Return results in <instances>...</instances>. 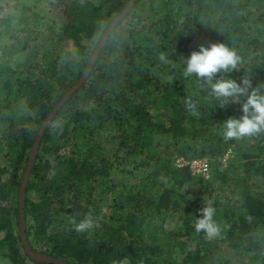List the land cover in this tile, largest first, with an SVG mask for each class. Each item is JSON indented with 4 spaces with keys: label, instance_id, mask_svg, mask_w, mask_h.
Masks as SVG:
<instances>
[{
    "label": "trees",
    "instance_id": "obj_1",
    "mask_svg": "<svg viewBox=\"0 0 264 264\" xmlns=\"http://www.w3.org/2000/svg\"><path fill=\"white\" fill-rule=\"evenodd\" d=\"M130 1L72 0L40 46L31 33L10 38L2 58L31 48L35 61L0 62V264H51L31 259L21 242L30 153ZM212 43L241 58L238 70L215 78L264 85V0L132 3L38 145L23 200L34 253L68 264H264V133L226 141L224 121L242 115L240 102L221 109L204 81L183 75L190 53ZM178 159H206L213 174L195 176ZM99 194L111 202L101 205ZM209 201L220 228L211 239L193 227ZM89 212L99 227L74 231L70 218Z\"/></svg>",
    "mask_w": 264,
    "mask_h": 264
},
{
    "label": "clouds",
    "instance_id": "obj_2",
    "mask_svg": "<svg viewBox=\"0 0 264 264\" xmlns=\"http://www.w3.org/2000/svg\"><path fill=\"white\" fill-rule=\"evenodd\" d=\"M159 58L162 62H168L163 53ZM240 63V56L224 43H212L207 47L201 45L199 50L192 51L185 61L183 75L185 77L195 76L204 81L221 109L229 103L240 102L242 115L239 118H228L224 121L223 138L226 141L240 140L264 133V85L253 87L247 78H242L241 83L226 76L215 78L218 73L238 70ZM242 97H244L243 100H241ZM184 103L192 115H197L196 104L191 98H186ZM199 212L200 217L195 220L194 230L197 233L203 232L209 239L216 237L220 228L213 219L215 209L212 203L209 201ZM70 223L73 230L78 233L90 232L99 227V219L91 212L79 221L75 216L71 217Z\"/></svg>",
    "mask_w": 264,
    "mask_h": 264
},
{
    "label": "rangeland",
    "instance_id": "obj_3",
    "mask_svg": "<svg viewBox=\"0 0 264 264\" xmlns=\"http://www.w3.org/2000/svg\"><path fill=\"white\" fill-rule=\"evenodd\" d=\"M0 62L8 61L10 67L20 66L28 62L32 58L30 52L31 48L27 49L29 51H24L17 55H14L8 59L2 58L5 54L6 47L10 46L14 36H21L22 34L28 36L32 40V45L40 46L41 41L47 39L53 32L59 28L64 22L63 8L65 5L71 3L72 0H0ZM154 2V0H149ZM156 3V1H155ZM24 6H29L30 10H27ZM28 16L29 20L26 23H21V18ZM27 30L24 32L20 30ZM21 40V39H20ZM25 42L26 40L23 39ZM41 54L38 55L40 58ZM16 68V67H15ZM34 128V125L32 124ZM2 146H0V150ZM229 158V157H228ZM226 158L225 160H227ZM225 162V161H224ZM213 171L210 167L209 177L212 176ZM208 177V178H209ZM207 178V179H208ZM221 194L227 195L228 189L223 188L222 191H218ZM100 204H107L111 202L112 198L102 199L99 194ZM3 237V233H0V239ZM40 249V246H35ZM41 255L40 253H37Z\"/></svg>",
    "mask_w": 264,
    "mask_h": 264
},
{
    "label": "water",
    "instance_id": "obj_4",
    "mask_svg": "<svg viewBox=\"0 0 264 264\" xmlns=\"http://www.w3.org/2000/svg\"><path fill=\"white\" fill-rule=\"evenodd\" d=\"M135 0H131L128 4V6L124 9V11L116 18L114 19L110 26L108 27V29L105 31V33L103 34L99 44L97 45V48L91 58L90 63L88 64L85 72L83 73V75L81 76V78L78 80V82L75 84V86H73L60 100V102L53 108V110L50 112V114L46 117V119L43 121L41 127L39 128L31 153H30V157H29V162H28V166L26 169V172L24 174L22 183H21V187L19 190V203H20V220H19V228H20V236H21V242H22V246L25 250V252L28 254V256L39 262H47V263H51V264H68L66 262L63 261H59V260H55L52 258H48L45 257L43 255H39L37 253H34L28 244V241L26 239L25 236V226H24V214H23V200H24V191H25V186H26V181L27 178L30 174V171L32 169L34 160H35V156H36V152L38 149V145L40 143V140L44 134V131L46 129V127L48 126L49 122L51 121V119L54 117V115L56 114V112L60 109V107L78 90V88L84 83V81L86 80L88 73L98 55V53L100 52V49L102 48V46L105 44L109 34L112 32V30L114 29V27L124 18V16L127 14L128 10L130 9L132 3Z\"/></svg>",
    "mask_w": 264,
    "mask_h": 264
},
{
    "label": "built area",
    "instance_id": "obj_5",
    "mask_svg": "<svg viewBox=\"0 0 264 264\" xmlns=\"http://www.w3.org/2000/svg\"><path fill=\"white\" fill-rule=\"evenodd\" d=\"M228 157H229V153H227L224 156L223 162ZM176 166L177 167L189 166L193 175L202 176L206 179L209 177L210 167H209L208 161L206 159L194 160L191 162H187L183 159H178V160H176Z\"/></svg>",
    "mask_w": 264,
    "mask_h": 264
}]
</instances>
